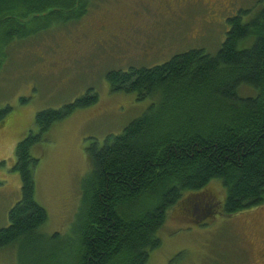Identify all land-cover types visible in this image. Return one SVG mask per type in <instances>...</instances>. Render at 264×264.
I'll use <instances>...</instances> for the list:
<instances>
[{
	"label": "trees",
	"instance_id": "trees-1",
	"mask_svg": "<svg viewBox=\"0 0 264 264\" xmlns=\"http://www.w3.org/2000/svg\"><path fill=\"white\" fill-rule=\"evenodd\" d=\"M90 5L91 0H0V69L11 42L57 19L79 20ZM246 12L228 17L214 55L194 48L158 65L107 73L112 91L156 101L120 134L86 147L91 168L82 184L79 245L71 264H147L173 206L182 203L197 221L215 212L216 198L203 194L212 180L226 189L225 216L264 204V6L248 21ZM242 87L256 94L242 97ZM97 99L89 91L59 109L38 112V133L15 148L22 195L8 211L9 224L0 228V248L19 243L22 264H68L55 258L57 248L71 246L67 237L39 233L47 212L35 200L38 159L31 149L53 123ZM11 109L0 107V125Z\"/></svg>",
	"mask_w": 264,
	"mask_h": 264
},
{
	"label": "rangeland",
	"instance_id": "rangeland-1",
	"mask_svg": "<svg viewBox=\"0 0 264 264\" xmlns=\"http://www.w3.org/2000/svg\"><path fill=\"white\" fill-rule=\"evenodd\" d=\"M166 2L172 5L168 9ZM263 6L264 0H91L81 19H57L37 34L11 42L0 69V107L12 108L0 125V228L9 224L8 211L22 195L19 173L13 168L15 148L28 135L38 133L36 114L59 109L89 91L97 94L96 103L53 123L31 149L38 159L35 200L47 212L39 233H58L64 241L67 237L71 246L57 248L55 258L71 264L79 245L82 184L91 168L86 147L93 142L102 145L109 135L120 134L156 101L112 91L107 73L158 65L194 48L214 55L225 39L228 17L245 10L243 20L248 21ZM130 18L148 27L136 43L152 41L148 44L156 46V51L150 56L117 57L114 47L121 40L125 43L126 35H112L117 36L114 42L97 35L101 24L116 27ZM238 94L254 96L256 91L242 87ZM209 193L217 205L207 220L197 221L194 213L189 216L182 203L167 211L156 234L161 245L149 253L147 264H264V204L225 216L221 209L226 189L221 180L205 186L204 196ZM185 196L194 199L189 193ZM20 248L19 243L1 247L0 264H22L26 258ZM33 255L30 252L28 257Z\"/></svg>",
	"mask_w": 264,
	"mask_h": 264
},
{
	"label": "flooded vegetation",
	"instance_id": "flooded-vegetation-1",
	"mask_svg": "<svg viewBox=\"0 0 264 264\" xmlns=\"http://www.w3.org/2000/svg\"><path fill=\"white\" fill-rule=\"evenodd\" d=\"M175 1L178 2L179 0H175ZM184 1H186V0H184ZM181 2H183V1H180L179 3H181ZM171 6L172 5L170 2H166L167 9ZM144 9H147V8L144 7ZM134 13H135V11H134ZM118 32H123L124 33L123 35H126V37H123L125 43L121 40L120 44L117 43V45H118L117 48L113 46L117 50V54H116L117 57H119V55L120 56H128L131 58H135V57L141 56V55L142 56H150L151 52L153 53L156 51L155 50L156 46L155 47L151 46L152 41H150L148 39H145V41H146L145 44L143 42L136 43L137 36L140 33H148V27L146 25L142 24L141 22H140V24H138L137 22L131 21V18L126 20L122 25H118L116 27L112 26L111 24H105V25L101 24L97 28V35L98 36L108 37L110 39V41H112V42H114V38L117 37V36H112V35H115ZM145 36H146V34H145ZM121 37H120V39H121ZM153 41H154V39H153ZM127 43H132L133 46H135L133 49L142 50V53L134 52L133 49H130V46ZM148 43L151 45H149ZM131 58H129V60Z\"/></svg>",
	"mask_w": 264,
	"mask_h": 264
}]
</instances>
